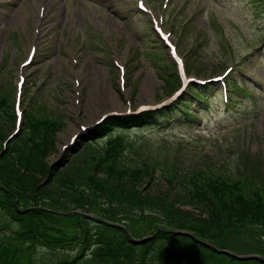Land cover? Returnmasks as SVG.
Here are the masks:
<instances>
[{
	"label": "rangeland",
	"instance_id": "1",
	"mask_svg": "<svg viewBox=\"0 0 264 264\" xmlns=\"http://www.w3.org/2000/svg\"><path fill=\"white\" fill-rule=\"evenodd\" d=\"M149 1L165 30L171 32L189 76L209 78L233 67L225 78L240 92H229L231 105L218 86L206 83L203 87L210 97L205 105L193 104L202 108L195 118L176 110L173 119L163 116L147 121L148 126L129 124L126 129L107 128L92 134L111 121L126 120L129 116L124 114L130 109L147 105L159 109L168 99L189 97L192 89L194 81L172 99L180 84L174 59L154 34L149 17L135 11L132 0H0L1 91L12 103L19 77L25 75L23 116L52 114L63 121L56 136L58 146L76 145L79 140V148L83 137H92L96 142L91 143V157L104 155L114 146L122 160L139 156L149 165L157 162L160 168L219 176L240 187L229 185L231 190L221 192L225 197L218 194V200L247 207L245 199L254 200L253 191L260 190L264 197V0ZM41 2L50 5L45 14L39 12ZM33 45V59L25 64ZM187 119L190 124L185 125ZM155 122L161 123L149 126ZM9 124L7 131L13 129L11 120ZM22 130L14 141L18 148L9 151L15 155L29 151V138ZM55 155L41 153L40 157L52 160ZM90 167L78 170L84 174ZM203 194L211 196L210 190ZM247 217L226 229L221 238L238 253H264L259 251L264 250L263 221L258 215L247 213ZM8 220L0 212V241L19 248L24 260L49 264L71 254L68 249L50 250L22 241L16 232L19 223ZM134 231L151 235L155 226L137 218ZM160 234L145 264L170 260L175 264H254L245 258L237 263L234 255L201 247L202 243L187 235ZM145 249L138 251L139 256Z\"/></svg>",
	"mask_w": 264,
	"mask_h": 264
},
{
	"label": "trees",
	"instance_id": "2",
	"mask_svg": "<svg viewBox=\"0 0 264 264\" xmlns=\"http://www.w3.org/2000/svg\"><path fill=\"white\" fill-rule=\"evenodd\" d=\"M1 120L4 123H0V212L19 223L16 232L22 241L71 252L49 264H145L151 260L147 252L154 250L161 240L160 233L171 232L187 235L195 242L205 240L201 247L216 252L223 247L234 249L221 238L222 233L235 227V222L243 223L247 213L258 215L259 219L263 216L257 200L247 199L244 203L247 207L219 201L218 194L225 197L224 193L231 190L229 184L222 181L220 185L219 178L203 172L192 174L185 169L183 173L166 166L160 168L157 162L149 165L139 156L122 160L114 146L104 155L91 157L92 137H83L84 143L79 148L70 146L55 162L44 159L41 153L60 151L56 136L64 122L52 114L25 115L21 130L29 138L26 147L29 151L26 154L21 150L15 155L9 151L18 148L14 141L19 136L3 147L11 132L7 131L9 121L15 124L14 102L10 103L0 88ZM133 121L137 120L111 121L92 134L112 126L113 130L122 128L123 123ZM88 164L90 169L80 174L78 168ZM206 190H210L211 196L203 194ZM74 205L82 210L77 212ZM137 218L149 220L155 226L154 235L142 243L134 242L126 231L142 237L134 231ZM143 247L146 249L139 256ZM19 253V248L1 242L0 264H47L24 260ZM245 262L264 264L257 258ZM152 264H175V261Z\"/></svg>",
	"mask_w": 264,
	"mask_h": 264
}]
</instances>
